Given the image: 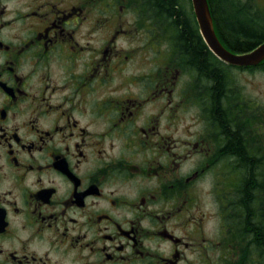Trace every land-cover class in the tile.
I'll return each instance as SVG.
<instances>
[{
  "label": "flooded vegetation",
  "instance_id": "1",
  "mask_svg": "<svg viewBox=\"0 0 264 264\" xmlns=\"http://www.w3.org/2000/svg\"><path fill=\"white\" fill-rule=\"evenodd\" d=\"M180 5L0 0V264H264V60Z\"/></svg>",
  "mask_w": 264,
  "mask_h": 264
},
{
  "label": "trees",
  "instance_id": "2",
  "mask_svg": "<svg viewBox=\"0 0 264 264\" xmlns=\"http://www.w3.org/2000/svg\"><path fill=\"white\" fill-rule=\"evenodd\" d=\"M149 2L155 7L163 6V14H166L164 7L168 6L171 16H174L177 9L182 7L180 0H149ZM209 2L219 33L227 38L228 43L233 48L246 51L263 41L264 27L254 21L253 18L250 19L253 14L248 9L240 8L236 0H209ZM176 15L177 19H180V15ZM183 27L189 31L186 22L183 23ZM187 40L189 41L190 38ZM193 41L196 43L197 38H194Z\"/></svg>",
  "mask_w": 264,
  "mask_h": 264
},
{
  "label": "water",
  "instance_id": "3",
  "mask_svg": "<svg viewBox=\"0 0 264 264\" xmlns=\"http://www.w3.org/2000/svg\"><path fill=\"white\" fill-rule=\"evenodd\" d=\"M201 31L210 48L221 59L240 66L256 65L264 60V42L253 50L236 54L227 49L217 36L209 0H192Z\"/></svg>",
  "mask_w": 264,
  "mask_h": 264
},
{
  "label": "rangeland",
  "instance_id": "4",
  "mask_svg": "<svg viewBox=\"0 0 264 264\" xmlns=\"http://www.w3.org/2000/svg\"><path fill=\"white\" fill-rule=\"evenodd\" d=\"M239 1L248 2V0H236V2H239ZM250 1L257 2V0H250ZM258 1H261L262 3L264 2V0H258ZM185 3H186V0H185ZM187 3L189 6V9H191V7H192L191 0H187ZM248 10H249V12H251L254 15V16L252 15V17H250V19L253 18L254 21H257V19H259L260 21H258V24L264 25V10L257 9L256 7H254V9L252 7H249ZM128 14H129V17L134 16L132 13H128ZM256 74L257 75H255L254 77L249 76L248 78L254 82V85H256L258 90L264 91V73L258 71ZM247 75H250V74H247Z\"/></svg>",
  "mask_w": 264,
  "mask_h": 264
}]
</instances>
